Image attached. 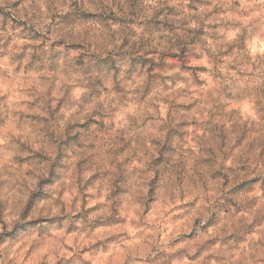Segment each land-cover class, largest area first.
Listing matches in <instances>:
<instances>
[{
	"label": "clouds",
	"instance_id": "clouds-1",
	"mask_svg": "<svg viewBox=\"0 0 264 264\" xmlns=\"http://www.w3.org/2000/svg\"><path fill=\"white\" fill-rule=\"evenodd\" d=\"M0 264H264V0H0Z\"/></svg>",
	"mask_w": 264,
	"mask_h": 264
}]
</instances>
